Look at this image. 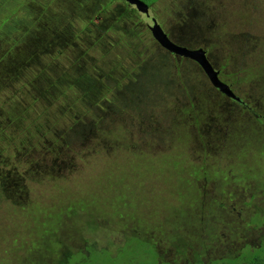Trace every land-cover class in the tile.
I'll return each instance as SVG.
<instances>
[{"label":"rangeland","instance_id":"obj_1","mask_svg":"<svg viewBox=\"0 0 264 264\" xmlns=\"http://www.w3.org/2000/svg\"><path fill=\"white\" fill-rule=\"evenodd\" d=\"M19 1L34 13L22 15L24 6L0 0V31L11 29L10 36L0 33V115L12 111L15 94V105L20 97L38 111L34 91L23 93L34 89L33 77L79 62L95 68L87 75L99 89V107L87 109L72 90L58 93L45 107L44 138L50 143L49 126L78 125L71 111L63 112L68 104L87 122L84 131L91 118L114 128L53 143L43 161L34 138L9 155L3 145L22 133L0 122V264H54L42 260L49 254L43 245L73 237L83 248L92 223L99 227L93 238L110 242L112 255L129 236L151 239L157 262L153 254L149 264H190L203 251L207 264L255 246L264 235V223L251 220L264 214V0H143L151 3L148 15L125 0ZM151 17L172 42L202 49L239 101L214 86L196 59L161 46L150 32ZM149 64L158 79L133 84ZM20 75L24 81L15 85ZM8 86L22 92L9 93ZM117 98H136L141 106L129 109ZM76 199L94 214L63 211L54 232L50 217L68 203L66 211L75 210ZM203 240L205 246L197 242Z\"/></svg>","mask_w":264,"mask_h":264},{"label":"trees","instance_id":"obj_2","mask_svg":"<svg viewBox=\"0 0 264 264\" xmlns=\"http://www.w3.org/2000/svg\"><path fill=\"white\" fill-rule=\"evenodd\" d=\"M17 4V8H19L22 3H20L19 0H15ZM143 1V0H142ZM149 7V5L146 3ZM24 14H26L25 10L30 11L31 13H34V11L31 9L30 6L22 5ZM21 7V8H22ZM70 9V7L68 8ZM16 10V6H14L13 11ZM143 13V12H141ZM145 14V13H144ZM26 17V15H25ZM27 23H32L34 21L33 16H29L25 18ZM24 22V21H23ZM13 27V25H11ZM97 28H105L104 26H98ZM68 30V28H67ZM103 30V29H102ZM0 33H3V37L10 36L11 29L6 27V29L0 31ZM2 38V37H1ZM27 51L26 49H24ZM45 54V53H43ZM26 56H30L28 53L25 54ZM58 53H54V55H51V61L53 62ZM44 56V55H43ZM31 60V56L29 57ZM34 58V57H33ZM70 64V63H69ZM65 68L64 72L58 73L57 71H54L53 68L50 71H47L46 73L39 72L40 75H38V78L36 79L33 77L34 82V89H31V91H24L25 92H32L34 91V94L38 97L39 104L36 105L38 108V111L34 108L35 104L33 103H25L24 100H20V97L18 98V104L15 105V100H12L16 94L10 98L9 105H14V108H12V111L1 109L3 112L0 115V122L5 119V123H14L18 128L20 129V132L22 133V136L19 138L18 136H15V138L8 137L7 143L3 145V147L6 145L7 148H10L6 151L10 154H14L15 157V150L16 149H28L26 147V144L32 141V138H34V142L37 144H41L40 146H36L37 151V159H41L45 161L47 156V153L51 151L52 148H54L57 144L59 146H64V144L67 143L68 140H71L74 136L77 138H82L83 134H87L90 132V134H99V130L103 131L105 129L111 130L114 128V124L112 121H109L107 123L103 122L100 118H91V123H89L88 128L86 131L83 130L82 124L84 123V127H86V121L83 120L81 117H79L78 112H76V106L73 107L75 109L71 110V107H69L70 104L66 105L67 109H64V113H69L71 111L72 115H74V118L76 119L78 125L71 126L68 129L66 127H52L49 126L46 129V132L49 133L50 137V143L47 139L44 137L43 127L45 126L43 123L48 124L49 120L47 119L48 116L45 115V107L51 103L52 100H54V96L58 93L64 94L68 90H72L74 94H77V97L80 99V104L87 105V109H92L94 107H99V103L95 100L99 96V89L95 88L94 79L91 80V76L87 75L88 70L95 69L94 66H88L84 67L82 69L81 63L73 62L71 65ZM116 73H118L119 69L113 70ZM107 74H111L108 72ZM96 75V74H95ZM114 79L119 80L117 78V74L113 72ZM132 76V75H131ZM133 78V77H132ZM134 77L133 79L136 80V85H139L138 82L140 81H148L149 84L155 82L158 77L156 75V68L152 67L150 64L146 67V69H142L139 72V81H137V78ZM101 79V78H100ZM24 81L23 76H18L15 80V85L18 83H21ZM13 84V82H12ZM13 87V86H12ZM39 89H36V88ZM105 90L110 89V85H105ZM17 92H22L17 86L14 88ZM13 88L10 89L8 86L9 93L14 91ZM102 90V88H101ZM109 91V90H108ZM25 97L29 98L28 95L23 94ZM119 100L120 105L122 104H128L127 107L129 109L133 108L134 106L140 107V100L136 98H125L121 99L117 98ZM66 100V99H65ZM35 102V99L32 100ZM9 102V101H8ZM53 102V101H52ZM20 103V104H19ZM74 103H76L74 101ZM34 105V106H33ZM30 115H34L30 120H26L29 118ZM14 121V122H13ZM81 121V123H79ZM100 125V126H99ZM23 126V128H22ZM29 127V130L27 131V128ZM22 129V130H21ZM96 131L94 132V130ZM2 133V129L0 130V134ZM44 139H43V138ZM67 139V141H66ZM1 140H5L4 135L1 134ZM56 144V145H53ZM49 144V145H45ZM27 151V150H26ZM23 152L24 154L26 153ZM78 154L80 153L77 152ZM76 154V155H78ZM55 156H59V154H56ZM77 157V156H75ZM79 157V156H78ZM63 161V159H62ZM129 161V159H127ZM140 161V160H139ZM138 162V161H137ZM133 163V162H132ZM65 165V164H64ZM122 166H125L124 163H121ZM66 166V165H65ZM130 166H127L125 168H128ZM124 168V167H123ZM129 170V169H126ZM132 171L128 172L125 177L130 175ZM112 177L115 179V174H112ZM264 183L260 182L259 184L262 185ZM125 190L128 191L129 187L124 184ZM153 190H150L152 192ZM71 198V197H70ZM75 199H70V202H72ZM70 203L67 204V207ZM79 199H76L75 202L72 203L75 210L72 211H66V208H59L56 213H53L52 218L50 217L51 227L54 232L61 226L60 224H56L57 218L59 219L62 217V212H67L68 216L71 215H77V216H83V217H91L94 212L90 208L89 204L86 202H83L81 206H78ZM78 206V208H77ZM73 209V207H69L68 210ZM70 212V213H69ZM155 218V217H154ZM55 219V221H53ZM252 222L256 225H260L264 223V214L262 215H255L251 218ZM58 226V227H56ZM148 230V229H146ZM99 227L96 224H91V227L87 229V233L90 234L92 237L88 239L87 236H83L84 240L87 242L83 246V248H79L75 245V239L72 237V240L70 241H62L61 244L58 242H54L53 240L49 243H45L48 245H43L44 248L47 251H49V254L42 257V260L44 262L52 261L54 264H118L120 262L121 264H136L138 261V264H149L151 255L155 254V262H157V254L155 253L154 246L151 243L150 240L142 239L136 236H129L127 237L124 242L120 246H116V252L112 255L111 250L109 249V244L105 246L104 244H100L96 239L93 238V236L98 235ZM86 237V238H85ZM210 238V235H207V238ZM176 239H180V237H176ZM174 239V241L176 240ZM58 240V239H57ZM178 241V240H177ZM186 243V241H183ZM202 246H205L207 243L206 240L197 241ZM175 243V242H174ZM146 245L152 246V248H148ZM189 243L187 242L186 245ZM177 245H174V247ZM187 247H184L185 249ZM180 249V248H177ZM204 252V251H203ZM205 253V252H204ZM199 255L198 260H194L193 264H202L201 257L204 255ZM137 257V258H134ZM132 261H136L133 262ZM35 264H40L37 259L34 260ZM264 264V235L260 237L258 243L254 246L252 245H246L243 248V251L241 254L234 256V257H222L218 259H213L207 264ZM163 264H172V263H163Z\"/></svg>","mask_w":264,"mask_h":264},{"label":"water","instance_id":"obj_3","mask_svg":"<svg viewBox=\"0 0 264 264\" xmlns=\"http://www.w3.org/2000/svg\"><path fill=\"white\" fill-rule=\"evenodd\" d=\"M129 4L134 5L136 9L139 12H143L145 14H148V5L142 1V0H125ZM150 32L153 36V38L163 47L168 49L170 52L182 56H188L189 58L196 59L200 64L211 82L214 86L218 87L220 90H222L227 96L232 97L234 99H239L233 91L223 82H221L216 74V71H214V68L211 67L206 61L204 60L203 50H191L186 48L185 46L178 45L174 42H172L168 37L167 34L160 28L157 21L152 18L151 19V26H150Z\"/></svg>","mask_w":264,"mask_h":264},{"label":"flooded vegetation","instance_id":"obj_4","mask_svg":"<svg viewBox=\"0 0 264 264\" xmlns=\"http://www.w3.org/2000/svg\"><path fill=\"white\" fill-rule=\"evenodd\" d=\"M144 14V13H143ZM145 15H148V14H145ZM153 17H151V19H152ZM229 97V96H228ZM229 98H231V99H234V98H232V97H229ZM235 100H238L239 101V99H235ZM205 252V251H204ZM201 261H202V259H201ZM190 264H193V263H190ZM202 264H205L203 261H202Z\"/></svg>","mask_w":264,"mask_h":264}]
</instances>
